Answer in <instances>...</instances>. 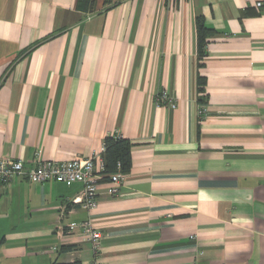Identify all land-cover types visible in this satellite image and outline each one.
<instances>
[{
    "label": "crops",
    "instance_id": "0c3cea01",
    "mask_svg": "<svg viewBox=\"0 0 264 264\" xmlns=\"http://www.w3.org/2000/svg\"><path fill=\"white\" fill-rule=\"evenodd\" d=\"M79 5L0 0V158L102 157L117 135L132 168L117 196L99 180L93 211L80 183L0 185V264H91L84 222L102 264H264L262 0Z\"/></svg>",
    "mask_w": 264,
    "mask_h": 264
},
{
    "label": "built area",
    "instance_id": "2783aa9c",
    "mask_svg": "<svg viewBox=\"0 0 264 264\" xmlns=\"http://www.w3.org/2000/svg\"><path fill=\"white\" fill-rule=\"evenodd\" d=\"M264 5V0H262ZM160 107L175 109L177 104L167 91H162L156 99ZM199 114L206 116V110L200 107ZM104 170L103 158L94 155L89 158L78 157L69 161H46L37 153L34 164L31 168L25 166L22 160L13 158H0V185H8L16 178H27L31 183L43 184L49 181H56L68 185L80 183L83 191L73 203L80 205L83 209L93 211L98 207V185L102 179L100 174ZM125 175L122 172L114 173L108 182L110 188L108 195L117 196L124 182ZM72 231L79 230L83 233L85 241L90 243L94 255L91 264H102L98 260V254L102 248L103 235L94 229L90 222L80 223L71 227ZM56 251V249H54Z\"/></svg>",
    "mask_w": 264,
    "mask_h": 264
},
{
    "label": "trees",
    "instance_id": "16d2710c",
    "mask_svg": "<svg viewBox=\"0 0 264 264\" xmlns=\"http://www.w3.org/2000/svg\"><path fill=\"white\" fill-rule=\"evenodd\" d=\"M94 0H80L79 8L83 11H88ZM198 33V52L200 58L205 56V47L208 37L213 33L212 29L208 28L202 18H198L196 22ZM203 88L200 86L199 93H202ZM201 100V99H200ZM201 105L205 101H198ZM132 143L130 140L117 135H109L103 142L102 158L104 161V170L100 173L102 180H109L110 176L117 172H122L126 175L132 168ZM52 264H81L76 261L73 263H58Z\"/></svg>",
    "mask_w": 264,
    "mask_h": 264
}]
</instances>
